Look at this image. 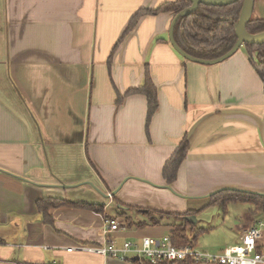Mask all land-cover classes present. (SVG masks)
<instances>
[{
	"label": "crops",
	"instance_id": "obj_1",
	"mask_svg": "<svg viewBox=\"0 0 264 264\" xmlns=\"http://www.w3.org/2000/svg\"><path fill=\"white\" fill-rule=\"evenodd\" d=\"M173 1L0 0V264H136L79 249L170 237L164 224L124 228L122 213L144 219L132 208L198 212L190 223L215 235L216 255L264 225L246 203L199 220L218 190L264 196L263 82L243 46L217 64L190 62L169 42L173 15H143L108 63L134 14ZM252 17L264 19L263 0ZM146 69L158 100L148 131L145 97H124ZM185 136L167 185L163 166ZM40 199L104 210L51 209L45 224ZM106 219L122 227L108 238Z\"/></svg>",
	"mask_w": 264,
	"mask_h": 264
},
{
	"label": "trees",
	"instance_id": "obj_2",
	"mask_svg": "<svg viewBox=\"0 0 264 264\" xmlns=\"http://www.w3.org/2000/svg\"><path fill=\"white\" fill-rule=\"evenodd\" d=\"M244 0H238L228 6H204L199 5L196 11L188 16L180 18L174 27L173 40L175 45L186 55L204 61L216 60L227 54L236 43L235 25ZM191 6L189 0H174L166 2L155 9H141L130 19L125 31L113 48L108 63L124 38L134 29L138 20L143 15H158L161 13H171L173 17L184 9ZM246 31L251 35L264 32V19L251 18L246 25ZM243 48L252 67L258 77L264 81V44L254 46L245 44ZM142 95L146 99V131L152 117L158 110L157 90L153 85L147 69L145 70L143 83L141 86L129 89L124 97L130 95ZM124 97H119L117 103H120ZM189 149L188 139L185 136L178 144L177 148L165 162L162 169V177L167 185L175 182L178 169L184 161ZM231 203H246L253 206L252 213L258 211L264 213V196L245 193L234 190H224L208 197L206 209L212 206H218L222 213H227V207ZM62 207H75L92 210L103 213L102 206L88 204H73L59 199H40L36 202L37 211L41 214L42 221L45 224H52V217L48 214L51 209ZM133 213L143 216V220L134 221L126 213L120 214L123 218V227L127 229H143L148 226L165 225L170 227V239L175 247H194L200 235L206 229H198L195 225L188 222L187 217L193 216L198 212L187 211L183 214L165 213L151 209L132 208ZM136 264H194V261L187 257L180 261H168L158 259L154 263L148 260L135 261Z\"/></svg>",
	"mask_w": 264,
	"mask_h": 264
},
{
	"label": "built area",
	"instance_id": "obj_3",
	"mask_svg": "<svg viewBox=\"0 0 264 264\" xmlns=\"http://www.w3.org/2000/svg\"><path fill=\"white\" fill-rule=\"evenodd\" d=\"M121 225L114 219H106L103 234L108 238L111 234L121 230ZM102 257H111L121 261L132 258L148 260L154 263L158 259L180 261L190 257L194 262H208L216 264H264V225L244 230L243 243L224 249L219 255L210 256L198 253L192 247H175L169 236L162 239L143 238L139 243L124 242L116 246L108 239L98 246H84L79 248ZM72 249H70L71 251Z\"/></svg>",
	"mask_w": 264,
	"mask_h": 264
},
{
	"label": "water",
	"instance_id": "obj_4",
	"mask_svg": "<svg viewBox=\"0 0 264 264\" xmlns=\"http://www.w3.org/2000/svg\"><path fill=\"white\" fill-rule=\"evenodd\" d=\"M189 1L191 2V6L187 9L182 10L181 12H179L178 14H176L174 16V18L171 22L170 28H169V32H168V39H169L171 46L181 57H183L187 61L198 63V64H203V65L217 64V63H220V62L226 60L230 56H232L240 47H242L245 44L254 45V46H261L264 44V32L256 34V35H251L246 31V25L248 24V22L250 21V19L252 17L253 8H254V0H244L242 9H241V12L239 15V19L235 25V36H236L237 40H236V43L233 46V48L227 54H225L224 56H222L216 60H212V61L199 60V59H196V58H193V57L186 55L184 52H182L175 45L174 40H173V31H174V27H175L176 22L180 18L188 16L192 12L196 11V9L199 7V5L228 6V5L235 3L238 0H189ZM263 92H264V81H263ZM224 190H227V189L218 190V191L210 194L208 197H210L211 195H213L217 192H221ZM234 191H240V190H234ZM240 192L250 193L247 191H240ZM252 194H254V193H252ZM256 195H258V194H256ZM187 220L189 222L195 221L194 217L187 218ZM135 259L137 260L138 258H135Z\"/></svg>",
	"mask_w": 264,
	"mask_h": 264
},
{
	"label": "rangeland",
	"instance_id": "obj_5",
	"mask_svg": "<svg viewBox=\"0 0 264 264\" xmlns=\"http://www.w3.org/2000/svg\"><path fill=\"white\" fill-rule=\"evenodd\" d=\"M264 1V0H263ZM258 5H256V9L254 11L253 17H258ZM229 211V209H227V212ZM227 215V214H226ZM226 215H224L221 211V209H219V207L217 206H212L209 207L206 211L202 212L200 214L199 220L201 221H212L214 220L216 217L220 216L221 217H225ZM217 244V238L215 237V235H201L197 241H196V251L199 253H205L208 254L210 256H216V254H218L216 252V250L219 248L218 246H215ZM209 245L212 248L208 249L206 248V246ZM200 264H205V263H200Z\"/></svg>",
	"mask_w": 264,
	"mask_h": 264
}]
</instances>
